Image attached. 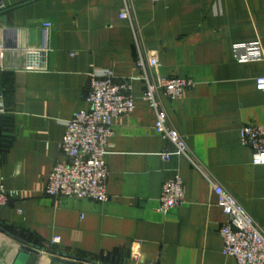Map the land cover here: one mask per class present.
<instances>
[{"label":"crops","instance_id":"obj_1","mask_svg":"<svg viewBox=\"0 0 264 264\" xmlns=\"http://www.w3.org/2000/svg\"><path fill=\"white\" fill-rule=\"evenodd\" d=\"M128 1L162 76L195 82L179 99L162 98L194 163L157 133L138 80L135 110L114 121L108 140L110 201L47 197L49 173L65 162L60 143L67 123L90 110V74L141 75L134 31L120 17L124 0H0L6 8L0 13V105L13 120L0 152V185L10 198L0 226L42 249L59 237L55 250L88 260L238 264L224 253L220 229L228 217L205 175L264 230V166L253 164L241 141L243 127L264 126V92L256 85L264 77V0ZM45 22L52 23L47 51ZM26 49L44 51L32 61L40 69L26 70ZM164 152L171 153L167 162ZM177 176L185 203L162 213V187ZM20 247L0 232L3 264H12Z\"/></svg>","mask_w":264,"mask_h":264},{"label":"built area","instance_id":"obj_2","mask_svg":"<svg viewBox=\"0 0 264 264\" xmlns=\"http://www.w3.org/2000/svg\"><path fill=\"white\" fill-rule=\"evenodd\" d=\"M157 3L159 0H152ZM121 19L128 20L134 31L137 51L136 66L140 70L139 77L120 78L113 71L103 74L92 73L89 76V88L86 102L89 111H80L67 123V131L60 143L65 162H58L49 173L46 181L45 195L52 199L75 198L87 199L98 203L110 201L107 193L109 169L106 163L108 140L113 135V123L124 115L135 110L134 83L141 81L144 85L143 99L156 115L155 130L163 140L173 145L179 155L187 157L194 163L188 144L184 137L169 125V117L163 106V97L176 100L183 93L192 89L195 82L184 78H165L160 72V63L156 52L146 48L142 30L137 23L130 1L124 0ZM0 2V13L5 10ZM52 23L42 25L43 50L47 51ZM238 46L236 51H240ZM26 49L28 57L26 70L40 69L32 62L44 52ZM259 91L264 92V77L256 80ZM0 109V117L8 115L4 107ZM11 136V134H10ZM7 142L9 139H6ZM242 145L252 150V162L264 166V126L247 125L241 129ZM163 162L171 159V153L161 155ZM218 197V205L228 217V223L220 229L224 243V253L234 257L238 264H264V230L245 210L239 201L224 187L215 183L205 175ZM10 198L8 191L0 185V210L7 207ZM185 203V185L177 176L166 182L160 195V211L167 213ZM21 213V211H20ZM61 239L55 237L47 249H55ZM139 260V254L132 256Z\"/></svg>","mask_w":264,"mask_h":264},{"label":"water","instance_id":"obj_3","mask_svg":"<svg viewBox=\"0 0 264 264\" xmlns=\"http://www.w3.org/2000/svg\"><path fill=\"white\" fill-rule=\"evenodd\" d=\"M1 96L2 93L0 86V97ZM2 102L3 101L0 99V104H2ZM1 108L2 107H0V109ZM0 232L17 241L21 245L12 264H98L92 260L68 255L67 253L55 249H42L37 245L30 244L27 241L16 237L1 226ZM0 264H3L2 261H0Z\"/></svg>","mask_w":264,"mask_h":264},{"label":"trees","instance_id":"obj_4","mask_svg":"<svg viewBox=\"0 0 264 264\" xmlns=\"http://www.w3.org/2000/svg\"><path fill=\"white\" fill-rule=\"evenodd\" d=\"M13 120L12 117L9 115L0 117V152L1 150L5 149L7 147V140L10 132H12L13 129ZM9 231V230H7ZM12 233L11 231H9ZM14 235V233H12ZM41 248V247H40ZM47 248V245L44 247V249ZM92 261L97 262L98 264H116V261L114 259H111L110 256L108 257H95L91 258Z\"/></svg>","mask_w":264,"mask_h":264}]
</instances>
